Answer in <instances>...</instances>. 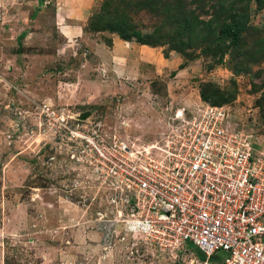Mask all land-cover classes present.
<instances>
[{"label":"rangeland","instance_id":"rangeland-1","mask_svg":"<svg viewBox=\"0 0 264 264\" xmlns=\"http://www.w3.org/2000/svg\"><path fill=\"white\" fill-rule=\"evenodd\" d=\"M107 1L0 0V264H189L192 243L127 228L87 137L140 150L178 110L214 105L264 146V7L252 3L236 46L216 47L145 9L130 18L143 37L98 31Z\"/></svg>","mask_w":264,"mask_h":264},{"label":"built area","instance_id":"built-area-1","mask_svg":"<svg viewBox=\"0 0 264 264\" xmlns=\"http://www.w3.org/2000/svg\"><path fill=\"white\" fill-rule=\"evenodd\" d=\"M86 140L118 193L112 204L129 209L130 231L192 243L189 264H264V146L230 128L224 108L178 110L161 138L136 151L116 137Z\"/></svg>","mask_w":264,"mask_h":264},{"label":"trees","instance_id":"trees-1","mask_svg":"<svg viewBox=\"0 0 264 264\" xmlns=\"http://www.w3.org/2000/svg\"><path fill=\"white\" fill-rule=\"evenodd\" d=\"M111 1H107L102 12L96 15L98 31L112 30L123 39L143 37L132 29L130 18L135 14L133 11L145 9L154 11L157 18L162 16L164 25H170L171 21L177 24L180 38L185 33L195 32L207 40L214 38L216 47H220L225 40L236 46L250 30L248 24L252 3L264 7V0H191L195 8L186 12L185 0H120V5L113 7L109 4ZM170 1H175L171 10L168 8ZM159 31L148 38H153L152 42L156 43Z\"/></svg>","mask_w":264,"mask_h":264},{"label":"crops","instance_id":"crops-1","mask_svg":"<svg viewBox=\"0 0 264 264\" xmlns=\"http://www.w3.org/2000/svg\"><path fill=\"white\" fill-rule=\"evenodd\" d=\"M88 1H86V2H84V3H87ZM72 13H74L73 15H75V16H78V17H80V16H82V14H80L78 11H74V12H71L70 14H72ZM61 19H64V16H61ZM118 43V42H117ZM120 43H122V42H119V44ZM116 44V43H115ZM122 47V46H121ZM147 48V47H146ZM146 48H141V49H144V50H146ZM118 50L119 49H117V45H115L114 47H113V50H112V52H110V55H112V63H111V65H116L117 66V68L119 69L118 71V74H125L126 73V71H125V67H124V63L123 64H120L121 62L119 61V59L121 58L119 55H117L116 56V52H118ZM146 51H143V53H145ZM139 56H142V55H139ZM143 57H145V55L144 56H142L140 59H139V64L142 62V61H144L143 59H145V58H143ZM125 61V60H124ZM120 70H123V72H120Z\"/></svg>","mask_w":264,"mask_h":264}]
</instances>
